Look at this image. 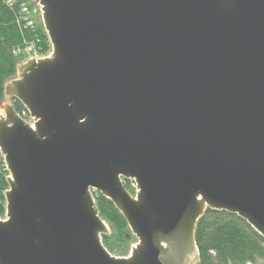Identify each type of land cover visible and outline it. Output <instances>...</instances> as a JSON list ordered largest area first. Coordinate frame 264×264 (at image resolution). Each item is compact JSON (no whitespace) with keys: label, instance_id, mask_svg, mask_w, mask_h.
Masks as SVG:
<instances>
[{"label":"water","instance_id":"95a60500","mask_svg":"<svg viewBox=\"0 0 264 264\" xmlns=\"http://www.w3.org/2000/svg\"><path fill=\"white\" fill-rule=\"evenodd\" d=\"M29 1L50 51L3 86L0 264H199L207 211L264 240V0Z\"/></svg>","mask_w":264,"mask_h":264},{"label":"trees","instance_id":"16d2710c","mask_svg":"<svg viewBox=\"0 0 264 264\" xmlns=\"http://www.w3.org/2000/svg\"><path fill=\"white\" fill-rule=\"evenodd\" d=\"M27 47L41 57L50 51L42 28L38 7L29 0H0V101L3 86L15 76V66ZM15 112L28 120L22 105L12 100ZM3 159L0 156V217L5 213L4 192L8 185ZM126 190L133 193L129 182ZM99 215L111 234L102 236V244L113 256H126L134 237L113 204L99 193H93ZM199 264H264V240L237 216L225 212H205L195 230Z\"/></svg>","mask_w":264,"mask_h":264},{"label":"rangeland","instance_id":"374dc122","mask_svg":"<svg viewBox=\"0 0 264 264\" xmlns=\"http://www.w3.org/2000/svg\"><path fill=\"white\" fill-rule=\"evenodd\" d=\"M39 12V11H38ZM33 57H37V58H39V57H41L38 53H30V54H24L23 56H21L20 58H19V62H24V61H26V60H28V59H31V58H33Z\"/></svg>","mask_w":264,"mask_h":264},{"label":"built area","instance_id":"2783aa9c","mask_svg":"<svg viewBox=\"0 0 264 264\" xmlns=\"http://www.w3.org/2000/svg\"><path fill=\"white\" fill-rule=\"evenodd\" d=\"M22 53H23V54H30V53H34V54H35L36 51L33 50L32 47H27ZM33 58H37V57H33Z\"/></svg>","mask_w":264,"mask_h":264}]
</instances>
